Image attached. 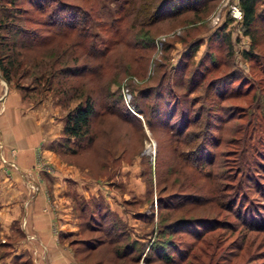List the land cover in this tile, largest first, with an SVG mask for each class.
Here are the masks:
<instances>
[{
	"label": "rangeland",
	"instance_id": "obj_1",
	"mask_svg": "<svg viewBox=\"0 0 264 264\" xmlns=\"http://www.w3.org/2000/svg\"><path fill=\"white\" fill-rule=\"evenodd\" d=\"M9 1H0V40L5 43L0 46V61L5 68L11 67L9 81L0 70V99L18 95L24 103V115L44 122L50 135L55 133L54 149L60 168L69 178L60 186L69 201L73 194L76 196L80 225V209L88 205L84 199L79 200L82 196L89 195L91 206L101 203L103 211L108 212L102 226L111 234L79 229L75 240L121 239L136 245L128 260H120L115 247L106 243L89 253L90 257L87 251L79 257L87 264H168L162 258L168 257L174 245L185 249L186 244L194 243V238L181 230L179 220L201 217L220 223L204 237L216 238V260L220 264H264V229H250L254 225L241 224L232 211L218 205L221 187L234 183L236 176L240 179L238 160L246 152V172L252 176L247 179V199L259 207L258 222L264 220V0L256 7V24L249 35L243 20L232 17V6L239 0H167V7L174 6L179 14L149 27H143L134 16L111 24L118 17L120 0H61L96 13L99 19L90 24L92 35L110 48L98 57L89 55L85 39L76 31L63 32L30 21L42 22L44 17L27 0H16L15 4ZM132 1L135 7L148 8V18L160 0ZM194 5L195 9L185 8ZM7 23L37 34L31 37L15 28L7 33ZM122 30L128 39L150 38L153 44L135 46L127 45V39L117 41ZM226 34L223 43L220 36ZM184 64L185 74L180 78ZM158 85L168 98L160 100L163 103L156 101ZM110 98L121 99V114L106 109ZM174 99L178 101L174 112L178 121L173 120ZM87 100L93 102L96 113L88 137L72 153L77 144L64 134L66 116ZM165 103V109L158 111L157 104L163 108ZM5 105L0 100V112L4 114L8 111ZM202 109L205 122L210 120L207 129L212 141L217 138V142L207 143L204 151H213L215 160H201L200 164L198 160L196 165L186 150L194 149L198 137L193 145H187L188 139H175L173 133H179L183 116L192 119L190 132L201 130L203 122L197 124L196 117ZM193 156H197L196 151ZM0 162L9 173L16 169L5 158L0 157ZM45 164L49 163L41 159L38 170H46ZM31 175L38 178L34 172L26 173L30 200L23 202V208H30L38 194L45 192L52 198L45 210H59L64 202L59 203L37 182L39 178ZM176 196L199 202L181 203ZM94 224L100 226L97 221ZM244 237L251 250L248 255L243 250L235 257L233 243ZM153 241L155 246L151 245ZM141 252L140 258H132ZM186 264H193V260Z\"/></svg>",
	"mask_w": 264,
	"mask_h": 264
},
{
	"label": "trees",
	"instance_id": "obj_2",
	"mask_svg": "<svg viewBox=\"0 0 264 264\" xmlns=\"http://www.w3.org/2000/svg\"><path fill=\"white\" fill-rule=\"evenodd\" d=\"M3 1V0H0ZM5 1V0H4ZM29 4L34 7L36 11H39L42 13V17H44L43 21H37L31 19L34 24L39 25L40 23L44 26H49L52 29L60 30V31H76L77 34L84 38V42L86 43V51L89 52V55H92L94 57H98L99 55H103L104 52H108L109 49L101 44L100 42H97L95 37L92 35V29L90 24L95 19H99L96 16V13L92 14L90 11H84L82 8H79L77 6L69 5L61 0H27ZM167 0H160L158 1V5L155 8L154 12L150 14L148 18L147 15L149 14V11H147L148 8H145L144 6L141 7H135L134 2L132 0H120V6L119 11L117 13L118 17L113 19L111 24H116L117 22L121 20H125L128 17L134 16L136 20H139L140 24L143 27H149L154 25L155 23L167 19L168 17H171L173 15L179 14V11L176 10V8L168 7L166 5ZM200 0H197L198 2ZM13 4L17 3L16 0L9 1ZM195 2V3H196ZM261 0H239V6L242 10V22L244 26V31L247 35L251 34V31L254 29V25L256 24V18H257V10L256 7L258 3H260ZM194 3V4H195ZM195 9L194 6H188L185 8H192ZM21 8H18L20 10ZM146 15V16H145ZM117 30H120V27L117 26ZM8 28V30H7ZM9 28H15L18 29L17 31H21V33L28 34L31 37H35L37 33L34 31L28 29V28H18L16 25H10V23H7L4 25L5 31L9 33L11 29ZM122 36L117 41H122L124 39H127V45H152L153 42L150 38H146V40L134 38L128 39L126 38V33L124 30H122ZM227 34L220 36L222 42L224 43ZM45 37L40 40L43 41ZM112 42V38L109 40V43ZM5 43L0 40V46H4ZM109 47V46H108ZM243 54L247 57L251 56V53L249 52H243ZM186 64H184L183 68L181 69V77L183 78L185 74ZM0 70L2 71L3 78L7 81L10 80V74H11V67L5 68L3 63L1 64L0 61ZM242 83V82H241ZM175 87L178 86L176 83L174 85ZM238 88H240V84H237ZM236 86V87H237ZM156 101L164 100L166 95H164V91L162 90V87L158 85L156 87ZM249 93L250 91H246ZM167 98V97H166ZM168 99V98H167ZM165 102V100H164ZM169 102V101H168ZM121 99L118 100V98H110L106 101L105 107L109 112L112 113H120L121 114ZM159 103H163L160 101ZM115 104V105H114ZM117 105V106H116ZM159 108L158 111H161L165 109L167 103L164 104L163 108L160 106V104H157ZM173 110V120H176L177 117L174 119V112L178 110L176 107H178V101L174 99V101L171 103ZM94 104L92 101L87 100L84 104H78L75 108L70 110L67 113L66 121L64 125V134L69 139H74V143L77 144L73 149L72 153H76L79 147H82L83 140H85L86 137H88V134L90 133L91 129V118L96 113V109L94 108ZM237 105L235 106V110H237ZM165 113V112H164ZM264 116V115H263ZM180 117V116H179ZM230 118V117H229ZM180 118H178L176 121H178ZM189 118H184L183 116V124H180L181 126L178 128L179 133L174 134L175 139H180L181 137H184L185 139H188V142L186 144L193 145V142H196V137H198L197 144L193 147L194 149L186 150L187 154H190L192 156V161L196 165H199L201 163V160H206L207 163L213 162L215 160V153L213 151L211 152H204L205 148H207V143H216L217 138H215L214 142L212 141L213 137L210 135L209 130L207 129L208 125H210V120L205 122L203 109L199 116L196 117V123L203 122V126L201 130H196L197 132L192 133L189 131L191 124H193L192 119L191 121L188 120ZM175 121V122H176ZM166 121L164 124H167ZM251 124V123H250ZM249 124V126H250ZM206 125V126H205ZM165 126V125H164ZM89 140V138H88ZM190 140V141H189ZM179 142V140H176ZM185 151V150H184ZM197 152V156L194 157L193 153ZM249 155L245 152L240 156L238 160V167L241 170V176L238 180V177H235V181L230 182L228 186H226L224 189L221 187L220 193L218 196L220 198V201L218 203L219 206H222L223 208L226 207L228 210L232 211L236 218H238L241 222V224L250 227V225H254V227H250V229L254 230H263L264 229V220L261 222H258L261 218V214L259 212L256 206H254L251 202L248 201V197L246 192H248V189L246 188L248 186L247 179H252V176L246 172V169L249 168L247 162L249 161ZM199 160V164H198ZM206 164V163H205ZM244 183V184H243ZM232 196V197H231ZM177 199H182L181 203L186 202V204H198L199 200H195L194 202L191 199L184 198L181 196H176ZM222 199V201H221ZM186 200V201H185ZM180 201V200H179ZM190 202V203H189ZM84 207V205H83ZM92 209L88 211L81 210V229H85L86 231H96V232H102L104 234H111L110 230H107L103 224V218L108 214L107 211H103V205L95 204L91 207ZM225 209V208H224ZM105 214V215H102ZM102 215V216H101ZM107 217V216H106ZM189 219V220H188ZM94 221L99 222L100 226H96L94 224ZM179 225L181 226V230L186 231V234L194 238L193 244H186V248H180L177 246H173L171 251H168V257L163 256V260L168 264H186V261L189 259L193 260V264H220L218 260H216L217 252L219 250V245L217 244L216 238H210L209 240L204 239L206 234L209 232L211 233L212 230L218 227L220 225L219 222H217L215 219H204L201 217H193V218H187L179 220ZM246 237H244L240 242L233 243L236 246V250L233 253L235 257H238L243 250H246V255L250 252V247L245 242ZM75 244H79L78 255H81L82 252H86L87 257H90L91 255L89 253L94 252L98 250V247H101L102 245H105V243L110 247H115L116 249L115 253L116 256L120 259H126L128 260L130 256H132V253H135V242H122L120 241H114V240H102L97 239L93 241V239L84 238V239H78L74 240ZM155 242H152V246H155ZM168 244H171L170 242ZM231 244V245H233ZM251 245V244H250ZM172 245H170L171 247ZM157 247V246H156ZM230 246L227 247L229 249ZM129 249V250H127ZM89 250V251H88ZM157 251V248H156ZM174 252L177 253V257L175 258ZM231 253V252H230ZM142 252L137 254L136 257H132L133 259L140 258ZM159 254V253H158ZM225 255V254H224ZM222 255L221 257H223ZM147 256V254H145ZM158 256V255H157ZM160 257L162 255L159 254ZM224 259V258H222ZM227 260V259H224ZM97 264V263H96Z\"/></svg>",
	"mask_w": 264,
	"mask_h": 264
},
{
	"label": "crops",
	"instance_id": "obj_3",
	"mask_svg": "<svg viewBox=\"0 0 264 264\" xmlns=\"http://www.w3.org/2000/svg\"><path fill=\"white\" fill-rule=\"evenodd\" d=\"M0 100L8 110L5 114L0 112V117L4 115L0 118V144L3 145L0 157L16 165L9 173L0 162V264H87L78 255L79 244L74 243L81 229L76 196L73 194L69 201L67 192H62L60 186L63 179L66 185L69 178L66 170L60 168V159L54 149L55 133L50 135L44 122L24 115V103L18 95ZM13 149L15 154H12ZM41 159L49 163L45 164L46 170H38ZM33 172L39 179L31 176L38 179L43 189L48 188L59 203L64 202L59 210H45L46 203L52 199L45 192L38 194L30 208H23V202L30 200L26 173ZM89 197L79 199L88 202L81 208L87 213L92 209Z\"/></svg>",
	"mask_w": 264,
	"mask_h": 264
},
{
	"label": "built area",
	"instance_id": "obj_4",
	"mask_svg": "<svg viewBox=\"0 0 264 264\" xmlns=\"http://www.w3.org/2000/svg\"><path fill=\"white\" fill-rule=\"evenodd\" d=\"M232 17L235 19H242V10L239 4H234V6H232Z\"/></svg>",
	"mask_w": 264,
	"mask_h": 264
}]
</instances>
